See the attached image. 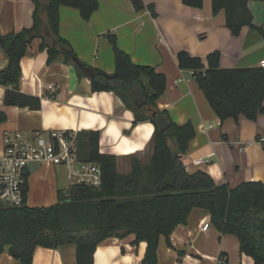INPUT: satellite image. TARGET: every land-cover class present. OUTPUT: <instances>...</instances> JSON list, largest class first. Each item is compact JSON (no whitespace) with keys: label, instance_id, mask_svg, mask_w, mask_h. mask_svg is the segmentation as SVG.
I'll list each match as a JSON object with an SVG mask.
<instances>
[{"label":"crops","instance_id":"0c3cea01","mask_svg":"<svg viewBox=\"0 0 264 264\" xmlns=\"http://www.w3.org/2000/svg\"><path fill=\"white\" fill-rule=\"evenodd\" d=\"M144 8L136 11L130 0H98L96 10L88 20L70 6L59 8V30L73 49L79 62L92 69L112 74L114 52L108 35H115L116 46L138 65L152 66L166 79L165 89L156 101L159 110L169 112L171 119L181 124L189 121L195 135L188 142L182 160L187 172H206L214 183L229 186L240 182L259 181L264 185V114L255 120L240 116L223 122L209 106L204 94L192 77V71L178 67L177 54L186 51L198 56L207 65L206 56L219 52L223 69L260 67L264 57V38L244 24L238 35L225 26V12L211 11V0L191 5L183 0H143ZM153 7L154 14L150 13ZM34 4L31 0H0V33L31 27ZM255 26L264 27V1L246 3ZM36 37L20 60V90L41 99L38 109L4 104L5 86L0 84V110L6 120L0 123V153L5 132L21 131L33 136L51 129L100 133L99 151L114 155L117 169L127 173L134 155L148 163L152 150V123L135 121L134 113L124 106L112 91L91 90L87 74L79 75L63 55L47 63V51L40 49ZM7 58L0 49V70ZM52 84V87L50 86ZM264 104V99H263ZM201 158L205 162L193 164ZM28 206L53 205L57 190L71 185L66 170L58 165H40L26 177ZM210 226L202 230V222ZM158 264H216L217 256L226 257L225 264H253V258L239 250L233 234H223L209 222V214L194 209L184 224L169 235L158 239ZM146 242L134 243V235L107 237L93 253L94 264H141ZM180 252V253H179ZM74 243L58 244L53 248H35L32 264H77ZM0 264H16L5 251L0 252Z\"/></svg>","mask_w":264,"mask_h":264},{"label":"trees","instance_id":"16d2710c","mask_svg":"<svg viewBox=\"0 0 264 264\" xmlns=\"http://www.w3.org/2000/svg\"><path fill=\"white\" fill-rule=\"evenodd\" d=\"M31 1L34 4L31 27L0 33V49L7 58L5 68L0 70V84L5 86L4 104L34 110L40 107L41 99L19 87L20 60L26 48L39 37V48L47 51V63L63 55L79 75H88L92 68L78 61L69 43L58 33V13L61 6H70L88 20L98 0ZM130 1L136 11L144 8L143 0ZM183 1L202 4V0ZM247 1L211 0V11L225 12V26L233 35H238L247 24L264 38V27L252 23ZM149 10L155 15L153 7L149 6ZM107 38L113 48L115 69L112 74L95 69L94 76L89 78L91 90L112 91L134 113L135 121L152 123L148 163L143 164L133 155L130 171L120 173L115 156L99 151V131L77 132V159L100 166V186L71 184L65 190L58 189L53 205L32 207L24 202L20 206H0V252L6 249L16 264H32L36 247L53 248L71 242L76 245L77 264H94L93 253L99 242L107 237L133 234L134 243L146 242L141 264H158L159 237L163 235L170 244V233L184 224L191 211L202 209L221 233L236 236L240 252L251 256L253 264H264V185L248 181L231 187L227 183H214L202 170L187 172L180 158L195 131L189 121L177 124L168 111L157 108L156 101L165 89L164 75L152 66L133 63L116 46L114 34ZM218 60V51L206 56V66L198 56H190L184 50L177 54L178 67L192 71V77L221 122L230 118L238 121L240 116L255 120L264 114L262 67L223 69ZM145 82L152 94L146 90ZM6 118L0 110V123ZM27 174L28 171L26 177ZM27 189L26 181L24 197Z\"/></svg>","mask_w":264,"mask_h":264},{"label":"built area","instance_id":"2783aa9c","mask_svg":"<svg viewBox=\"0 0 264 264\" xmlns=\"http://www.w3.org/2000/svg\"><path fill=\"white\" fill-rule=\"evenodd\" d=\"M260 67L264 71V57L261 58ZM2 149L0 206H20L26 203L23 187L29 164L63 166L70 184L95 187L101 184L100 166L95 162H80L77 159L76 131L51 129L47 134L35 131L33 136H26L21 131L5 132ZM205 161L198 158L193 160V164L199 165ZM202 224V230L210 226L208 221ZM225 263L226 257L219 254L216 264Z\"/></svg>","mask_w":264,"mask_h":264},{"label":"water","instance_id":"95a60500","mask_svg":"<svg viewBox=\"0 0 264 264\" xmlns=\"http://www.w3.org/2000/svg\"><path fill=\"white\" fill-rule=\"evenodd\" d=\"M51 44H53V42H51ZM64 59H65V57H64ZM94 74H95L94 69H91L90 72L88 73V76H89V77H92V76H94ZM144 84H145V87H146V90L148 91V93H149V94H152V90H151V88L149 87L148 82H145ZM39 167H40V164H38V163H35V164H29V166H28V171H29V172H34V171H35L37 168H39Z\"/></svg>","mask_w":264,"mask_h":264}]
</instances>
